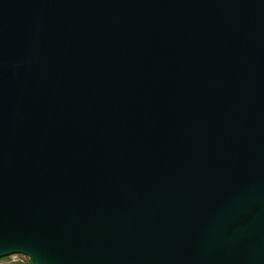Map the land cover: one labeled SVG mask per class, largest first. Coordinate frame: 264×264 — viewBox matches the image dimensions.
Masks as SVG:
<instances>
[{
  "label": "water",
  "instance_id": "1",
  "mask_svg": "<svg viewBox=\"0 0 264 264\" xmlns=\"http://www.w3.org/2000/svg\"><path fill=\"white\" fill-rule=\"evenodd\" d=\"M264 264V0H0V259Z\"/></svg>",
  "mask_w": 264,
  "mask_h": 264
},
{
  "label": "built area",
  "instance_id": "2",
  "mask_svg": "<svg viewBox=\"0 0 264 264\" xmlns=\"http://www.w3.org/2000/svg\"><path fill=\"white\" fill-rule=\"evenodd\" d=\"M3 260H8L6 263L10 264V263H23L24 260H26V258L22 255H12L10 257H8V259H2L0 261Z\"/></svg>",
  "mask_w": 264,
  "mask_h": 264
},
{
  "label": "rangeland",
  "instance_id": "3",
  "mask_svg": "<svg viewBox=\"0 0 264 264\" xmlns=\"http://www.w3.org/2000/svg\"><path fill=\"white\" fill-rule=\"evenodd\" d=\"M7 261H8V260L0 261V264H7V263H6ZM25 263H26V260H24L23 264H25ZM10 264H16V263H10Z\"/></svg>",
  "mask_w": 264,
  "mask_h": 264
},
{
  "label": "trees",
  "instance_id": "4",
  "mask_svg": "<svg viewBox=\"0 0 264 264\" xmlns=\"http://www.w3.org/2000/svg\"><path fill=\"white\" fill-rule=\"evenodd\" d=\"M4 259H8V258H4ZM0 260H2V259H0ZM16 264H23V263H16ZM25 264H29L27 259H26V263Z\"/></svg>",
  "mask_w": 264,
  "mask_h": 264
}]
</instances>
